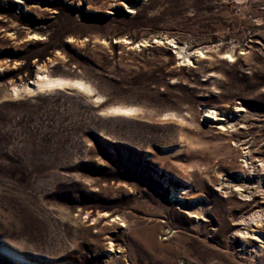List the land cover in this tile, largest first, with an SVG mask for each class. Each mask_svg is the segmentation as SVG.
Returning a JSON list of instances; mask_svg holds the SVG:
<instances>
[{
  "label": "rangeland",
  "instance_id": "rangeland-1",
  "mask_svg": "<svg viewBox=\"0 0 264 264\" xmlns=\"http://www.w3.org/2000/svg\"><path fill=\"white\" fill-rule=\"evenodd\" d=\"M0 68V264H264V0H0Z\"/></svg>",
  "mask_w": 264,
  "mask_h": 264
},
{
  "label": "bare ground",
  "instance_id": "bare-ground-1",
  "mask_svg": "<svg viewBox=\"0 0 264 264\" xmlns=\"http://www.w3.org/2000/svg\"><path fill=\"white\" fill-rule=\"evenodd\" d=\"M41 70H43L42 71L43 73L41 72ZM44 71H45L44 66L37 67L34 79L32 80V86H25L22 89H20L19 87L13 86V88L11 89V93L14 95H18L22 92H27V93L32 92L33 93V92L39 91V90H52L55 88L68 87V88H72V89H75L77 91L83 92L86 95L92 94V89L86 83H84L81 80H69V79H64V78H60V77H51V76L45 74ZM95 99H96V101L100 100L99 97H97ZM109 110L113 115H124L122 113L124 111H127V110H131V113L128 114L127 116H129V115L131 116L137 112V109L134 107H131V106L130 107L113 106ZM112 110H119V111H112ZM250 220H252V219H250ZM1 250L4 253H6L7 255H9V257L14 259V260L20 261L23 264H32L30 261L26 260L24 257L14 253V252L8 251V250L3 249V248H1ZM45 264H64V263H45Z\"/></svg>",
  "mask_w": 264,
  "mask_h": 264
},
{
  "label": "snow or ice",
  "instance_id": "snow-or-ice-1",
  "mask_svg": "<svg viewBox=\"0 0 264 264\" xmlns=\"http://www.w3.org/2000/svg\"><path fill=\"white\" fill-rule=\"evenodd\" d=\"M112 111H119V110H112ZM131 113V110H127V111H124L122 114L124 115H128Z\"/></svg>",
  "mask_w": 264,
  "mask_h": 264
}]
</instances>
